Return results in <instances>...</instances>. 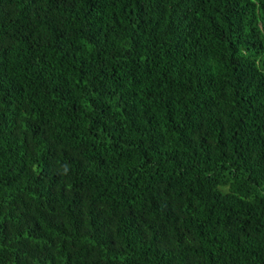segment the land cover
Instances as JSON below:
<instances>
[{
  "label": "trees",
  "instance_id": "1",
  "mask_svg": "<svg viewBox=\"0 0 264 264\" xmlns=\"http://www.w3.org/2000/svg\"><path fill=\"white\" fill-rule=\"evenodd\" d=\"M0 264H264V0H0Z\"/></svg>",
  "mask_w": 264,
  "mask_h": 264
}]
</instances>
